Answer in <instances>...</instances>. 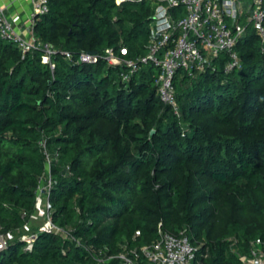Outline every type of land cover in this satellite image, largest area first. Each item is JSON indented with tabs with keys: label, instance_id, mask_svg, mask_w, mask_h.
Segmentation results:
<instances>
[{
	"label": "trees",
	"instance_id": "obj_1",
	"mask_svg": "<svg viewBox=\"0 0 264 264\" xmlns=\"http://www.w3.org/2000/svg\"><path fill=\"white\" fill-rule=\"evenodd\" d=\"M153 16L150 0H51L34 33L57 50L54 72L42 51L0 38V231L15 236L0 264H121L110 256L151 245L161 224L184 232L201 264H245L264 242L261 41L249 28L230 73L228 54L178 72L177 117L158 96V69L139 62ZM122 48L138 62L128 82L125 66L75 63ZM49 179L53 221L82 246L37 229L25 251L22 231Z\"/></svg>",
	"mask_w": 264,
	"mask_h": 264
},
{
	"label": "built area",
	"instance_id": "obj_2",
	"mask_svg": "<svg viewBox=\"0 0 264 264\" xmlns=\"http://www.w3.org/2000/svg\"><path fill=\"white\" fill-rule=\"evenodd\" d=\"M51 0H29L31 11L26 28L22 29V18L12 17L7 8L0 5V38L14 43L23 54L37 50L43 52L42 62L49 64L54 72L56 64L53 59L57 50L49 43H43L34 33V26L41 16L50 12ZM128 0H117V4ZM154 5L153 23L150 26V38L147 55L139 62L152 65L158 69L155 80L158 96L164 105L170 106L175 115L180 117V109L175 89V78L180 71L193 75L205 72L214 65V60L228 54L225 71L230 73L242 67L236 51L240 41L249 28L258 35L264 53V0H150ZM66 59L74 61V56L65 53ZM128 50L122 48L118 54L112 49L103 56L82 53L76 64L96 65L101 60L112 66H125L121 74L123 82L138 70V62L126 60ZM53 180L49 179L38 187L36 213H45L46 224L40 233L59 235L72 239L78 246L82 242L71 231L59 227L53 221V203L51 190ZM36 213L30 219H36ZM29 230V223L24 230ZM37 233L22 235L21 242L25 251H32L38 239ZM137 236H140L138 234ZM15 236L0 231V253L7 250ZM198 248L192 245L184 232L174 235L159 226L158 238L151 245L132 248L123 245L122 252L110 256L109 260L118 259L121 264H201L198 260ZM245 264H264V242L252 244L249 255L243 256ZM103 263L102 259L97 260Z\"/></svg>",
	"mask_w": 264,
	"mask_h": 264
},
{
	"label": "crops",
	"instance_id": "obj_3",
	"mask_svg": "<svg viewBox=\"0 0 264 264\" xmlns=\"http://www.w3.org/2000/svg\"><path fill=\"white\" fill-rule=\"evenodd\" d=\"M0 5L8 9L10 16H20L23 23L22 29L26 28L31 11L29 0H0Z\"/></svg>",
	"mask_w": 264,
	"mask_h": 264
},
{
	"label": "rangeland",
	"instance_id": "obj_4",
	"mask_svg": "<svg viewBox=\"0 0 264 264\" xmlns=\"http://www.w3.org/2000/svg\"><path fill=\"white\" fill-rule=\"evenodd\" d=\"M36 219H32L30 222H29V230H23V235H28V234H32V233H35V231L37 229H40L42 228V226L44 224H46V220H45V213L41 212V211H38L36 213ZM245 219H250V216H246ZM244 256H247V254H245Z\"/></svg>",
	"mask_w": 264,
	"mask_h": 264
}]
</instances>
